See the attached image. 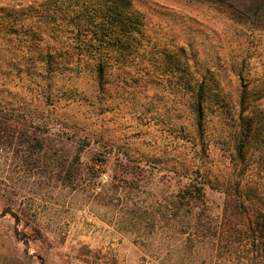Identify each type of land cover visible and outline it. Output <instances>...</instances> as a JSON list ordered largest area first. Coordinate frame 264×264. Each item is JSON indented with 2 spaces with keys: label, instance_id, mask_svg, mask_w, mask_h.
Returning a JSON list of instances; mask_svg holds the SVG:
<instances>
[{
  "label": "rangeland",
  "instance_id": "rangeland-1",
  "mask_svg": "<svg viewBox=\"0 0 264 264\" xmlns=\"http://www.w3.org/2000/svg\"><path fill=\"white\" fill-rule=\"evenodd\" d=\"M127 1L144 37L98 81L82 0H0V110L16 120L0 146V264H264L243 220L264 211L263 139L231 209L238 95L264 91V27L205 0Z\"/></svg>",
  "mask_w": 264,
  "mask_h": 264
},
{
  "label": "trees",
  "instance_id": "trees-1",
  "mask_svg": "<svg viewBox=\"0 0 264 264\" xmlns=\"http://www.w3.org/2000/svg\"><path fill=\"white\" fill-rule=\"evenodd\" d=\"M205 1L222 8L223 12L238 25L253 28L264 27V0ZM76 7L78 9H74L72 12L76 13L79 20H83L87 24L86 29L94 26L93 30L98 35V37L92 36L88 42L92 44L90 52L94 53L91 56L97 61L94 66L96 77L98 81H101L106 66L105 57L112 56L114 60L123 57L132 44L139 42V37H144L145 26L140 21L143 16L127 0H82L81 3L76 4ZM75 25L79 29L82 28L79 22ZM105 43L106 47L102 45ZM204 87V84H201L193 92L195 120L198 126L201 125L203 118V103L206 98ZM247 95L248 91L245 88L238 95L240 111L233 131L231 165L233 174L236 173L235 176L233 175V186L237 195L234 200H231L232 210L239 207L238 204L243 198L240 177L248 168L247 156L254 145L260 143L262 139L264 140V106L260 103L264 98V91L256 94L255 99H252L251 102L247 101ZM254 102L256 104L252 107L253 111L244 116V111L249 110ZM15 126L16 120L12 117V113L6 114L0 110V146H3L4 142L12 144L14 134H16ZM4 137L5 140H3ZM32 147L33 145L30 148ZM196 192L198 196H203V187H198ZM234 215L233 212L232 216L234 217ZM243 220L248 221L249 227L247 228L251 230V233L247 234L246 242L253 247L256 258L261 257V254L264 256V211L254 208L246 209ZM246 258L248 259V257Z\"/></svg>",
  "mask_w": 264,
  "mask_h": 264
},
{
  "label": "built area",
  "instance_id": "built-area-1",
  "mask_svg": "<svg viewBox=\"0 0 264 264\" xmlns=\"http://www.w3.org/2000/svg\"><path fill=\"white\" fill-rule=\"evenodd\" d=\"M101 181H106V175L104 173H100Z\"/></svg>",
  "mask_w": 264,
  "mask_h": 264
}]
</instances>
